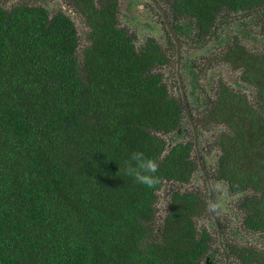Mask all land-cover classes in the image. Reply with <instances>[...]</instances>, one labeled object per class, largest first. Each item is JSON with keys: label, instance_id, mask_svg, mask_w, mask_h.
<instances>
[{"label": "trees", "instance_id": "1", "mask_svg": "<svg viewBox=\"0 0 264 264\" xmlns=\"http://www.w3.org/2000/svg\"><path fill=\"white\" fill-rule=\"evenodd\" d=\"M166 2L176 34L188 19L198 42L220 18L264 7V0ZM117 9L113 0L84 9L90 45L80 60L69 17L0 3V264H201L210 257L213 237L196 225L210 203L199 193L174 191L157 228L159 191L165 182L190 183L199 164L194 142L170 147L163 137L180 134L186 115L155 72L169 65V54L153 38L137 49ZM225 59L256 89V104L221 82L198 123L225 127L214 177L231 193L251 192L238 204L244 227L263 234L262 249H230L243 264H264V54L237 39ZM134 150L159 160L154 188L119 170Z\"/></svg>", "mask_w": 264, "mask_h": 264}, {"label": "rangeland", "instance_id": "2", "mask_svg": "<svg viewBox=\"0 0 264 264\" xmlns=\"http://www.w3.org/2000/svg\"><path fill=\"white\" fill-rule=\"evenodd\" d=\"M3 7L10 9L17 4H29L33 6L43 5L51 12H54V1L51 0H0ZM138 3L144 4L145 9H141L138 5L134 7V17L120 16L122 25L128 27L137 34V46H141L146 39H155L169 54L170 64L165 67H158L155 72H160L165 76V81L170 88V93L182 101V94L177 76V53L176 43H174L170 32L161 20V16L147 0H137ZM148 2V4H147ZM146 4V6H145ZM166 7V6H164ZM69 13V12H68ZM168 18L173 23V17L167 8ZM80 32L86 29L81 21L73 16ZM192 22L188 19L181 20L179 26L186 31L178 35L180 40L187 46L192 48L183 49L182 56V76L185 80V88L189 98L190 105L196 108L198 104L196 97L198 92L209 95L212 99L216 97V88L221 82L227 83L228 86L239 93L249 97L253 104H256V89L249 83L241 80V70H234L228 63L223 62L221 56L230 44H233L237 39L246 45L253 54H264V9L260 12L234 13L228 19H221L218 22L217 33L210 41L203 45H192L193 38L191 31L187 29ZM193 24H191L192 26ZM194 34V31H193ZM237 38V39H236ZM192 39V40H191ZM84 40V38H83ZM82 43L81 48H83ZM79 59H82V53L78 54ZM191 69V70H190ZM199 75L198 80L192 79V75ZM197 88V95H194V89ZM183 102V101H182ZM200 108V107H199ZM199 109L192 110L193 116H200ZM183 119V130L180 134L176 132L163 135L169 146L176 145L181 142L194 141L195 137L191 123L188 120L187 112L185 111ZM225 127L211 126L209 129L199 127V147L198 150L194 147L193 159L199 164L201 161L205 167L210 181H207L202 168L199 166L194 173L190 183L165 182L163 188L159 191V200L157 202V228L163 222L167 208L170 203V196L174 191L180 192H196L199 193L208 202L212 195V209L215 216L222 222L223 228L226 230L223 235L225 240L229 241L234 248H242L243 246H251L257 249L263 248V234L259 232H250L243 226L245 213L239 209V201L244 198L246 193H231L229 185L226 181H218L214 174L218 170V160L221 151L217 146V136L224 131ZM200 157V158H199ZM212 187V192L210 190ZM211 203L208 205V211L201 217L196 218L198 229H207L213 235L215 244L213 251L216 254V261L225 262V256L219 243V231L212 217L210 209ZM223 243V241H222ZM231 264H240L235 257L232 258V252L229 251ZM205 264V261H202Z\"/></svg>", "mask_w": 264, "mask_h": 264}, {"label": "flooded vegetation", "instance_id": "3", "mask_svg": "<svg viewBox=\"0 0 264 264\" xmlns=\"http://www.w3.org/2000/svg\"><path fill=\"white\" fill-rule=\"evenodd\" d=\"M52 1H54V12H51L50 10H48L45 6H41V5H37V6H33V5H29V4H17V5H23V6H28V7H40V8H43V9H45L47 12H48V14H49V16H50V18H53L54 16H58V15H65V16H67V17H69L70 19H71V21L73 22V24L75 25V28H76V31H77V36H78V40H79V47H78V54L79 53H82V56H83V49L86 47V46H88V45H90V41H89V39H88V35H89V31L91 30V28H90V26L88 25V23H87V17H86V13H85V8L86 9H88V7H91V4L93 3L96 7H100L101 6V3H102V0H51V2ZM113 1H117V6H118V11H117V16H118V22H119V27L120 28H126L127 29V31L129 32V33H134V35L136 36V39L134 40V44H135V47L137 48V49H139L143 44H145L146 43V41H147V39L144 41V43L139 47V46H137L136 45V43H137V34L134 32V31H132V30H130L128 27H126V26H124V25H122V23H121V18H120V16H125V17H130V18H133L134 17V14H136V13H134L135 11H134V7L136 6V5H138L139 7H141V9H145V7H144V4H142V3H138L137 2V0H129V3H128V5L127 6H125V4H126V2L128 1V0H113ZM147 1H149V3H151L152 5H153V7H155V9L157 10V12L159 13V15L161 16V20L163 19V16H162V13L160 12V8H159V6L157 5V3H159L162 7H163V9L165 10V12H166V14H167V8L169 9V6H168V4H167V0H147ZM1 3V2H0ZM147 4H148V2H147ZM2 5V4H1ZM17 5H15V6H17ZM15 6H13V7H15ZM145 6H146V4H145ZM164 6H166V7H164ZM12 7V8H13ZM12 8H10L9 10H11ZM262 9H264V7L263 8H260V10H262ZM127 12V13H124L125 11ZM260 10H259V12H260ZM134 11V12H133ZM69 12V13H68ZM234 14V13H233ZM245 14H248V13H245ZM73 16H75L76 18H78L79 19V21H81L82 22V24H83V27H86V29H84V30H82V32H80V29H78V27H77V24L75 23V20H74V18H73ZM167 16H168V14H167ZM163 21V23H164V25L167 27V24L165 23V21H164V19L162 20ZM169 21H170V19H169ZM218 22H219V20L217 21V23L215 24V26H214V30H213V33L211 34V35H209L207 38H205V40H203L202 42H198V41H194V40H192L193 41V46L194 45H200V46H203V45H205V44H207L209 41H210V39L213 37V36H215L216 35V33H217V26H218ZM170 23H171V21H170ZM171 26L173 27V23H171ZM167 29H168V27H167ZM168 31H169V29H168ZM170 32V31H169ZM170 35H171V33H170ZM178 36V35H177ZM171 37H172V35H171ZM83 38H84V40H83ZM172 39H173V37H172ZM180 39V38H179ZM173 41H174V39H173ZM181 41V40H180ZM82 43H84V46H83V48H81L80 49V47H81V45H82ZM174 43H175V41H174ZM181 43L183 44V47L181 48V52H182V56H183V49H185V48H189V49H191L192 47L191 46H187V45H185L182 41H181ZM239 43L240 44H242V46H244L249 52H251L250 51V49L246 46V45H244L241 41H239ZM160 45V44H159ZM176 45V44H175ZM161 46V45H160ZM230 46H232V44H230L228 47H227V49L225 50V52H224V54L221 56V59L223 60V62H225V63H228V61H226V59H225V56H226V54H227V52H228V50H229V47ZM162 47V46H161ZM162 49L165 51V49L162 47ZM177 50H178V48H177V45H176V53H177ZM251 53H253V52H251ZM77 54V55H78ZM170 64V63H169ZM229 64V63H228ZM230 65V64H229ZM165 66H168V65H165ZM165 66H163V67H165ZM231 66V65H230ZM232 67V66H231ZM162 68V67H161ZM233 68V67H232ZM234 69V68H233ZM191 70V69H190ZM234 70H241V69H234ZM180 75H181V81L184 83V90H185V92H186V88H185V80H184V78H183V76H182V57H181V62H180ZM177 76H178V54H177ZM163 77H164V82H166L165 81V76L163 75ZM198 77H199V75L198 74H196V73H194L193 75H192V79H196L197 81H198V83H199V80H198ZM178 81H179V79H178ZM222 83H224V82H222ZM227 86H228V84L227 83H225ZM179 85H180V81H179ZM199 85H200V83H199ZM229 87V86H228ZM168 88H169V86H168ZM180 90H181V94H182V88H181V85H180ZM218 90H219V86L216 88V97H215V99H217V97H218ZM234 90V89H233ZM169 91H170V88H169ZM236 91V90H235ZM201 92L202 93H200V92H198V94H199V96L198 97H196V101H197V105H196V108H193V106L192 105H190V102H189V98H188V95H187V92H186V96H187V100H188V103H189V107H190V112H191V114H192V110H197V109H199V111H201L200 112V116L198 117H196L195 115L193 116V114H192V117L194 118V121H195V124H196V127H197V129H198V138H199V127H202L201 126V124H199L198 123V121L200 122L201 121V118L203 119L205 116H206V112L209 110V106H210V104H209V102H212V101H215V99H212L211 97H209V95H207V94H205V92L203 91V90H201ZM194 95H197V88H195L194 89ZM182 98H183V96H182ZM182 101H183V105H184V108H186L185 107V104H184V99H182ZM200 107V108H199ZM187 116H188V113H187ZM188 120H189V118H188ZM189 122H190V120H189ZM199 124V125H198ZM191 126H192V124H191ZM192 130H193V127H192ZM193 133H194V130H193ZM194 137H195V135H194ZM188 142V141H187ZM194 142V141H193ZM195 143V142H194ZM201 162V161H200ZM200 162H199V164H200ZM210 203V202H209ZM240 209V208H239ZM212 217H213V219H214V221H215V223H216V225H217V229H218V231H219V243H220V246H221V248H222V251H223V254H224V256H225V262L224 263H221L220 261H218L217 263H215V261H216V254H215V252L213 251V249H211L210 250V257L209 258H213V260L212 261H210L209 260V258L207 257V259H205V260H203V262L205 261V264H231V262H230V256H229V251L230 252H232V249H230V246H231V244H230V242L229 241H227V240H225V242H224V239H223V235L225 234L226 235V233H225V229L223 228V224H222V222L215 216H213L212 215ZM243 222H244V220H243ZM243 226H244V223H243ZM245 228V227H244ZM203 229H205V228H203ZM200 230V229H199ZM202 230V229H201ZM207 230V229H206ZM210 234H211V232L209 231V230H207ZM249 231V230H248ZM250 232H252V231H250ZM212 235V234H211ZM221 236V237H220ZM212 237H213V235H212ZM222 241H223V243H222ZM214 244H215V241H214V238H213V245H212V248H213V246H214ZM233 257H235V258H237L236 257V255H235V253H233L232 252V258ZM238 259V258H237ZM239 260V262H240V264H243L242 262H241V260L240 259H238ZM202 264V263H201Z\"/></svg>", "mask_w": 264, "mask_h": 264}, {"label": "clouds", "instance_id": "4", "mask_svg": "<svg viewBox=\"0 0 264 264\" xmlns=\"http://www.w3.org/2000/svg\"><path fill=\"white\" fill-rule=\"evenodd\" d=\"M119 166V170L122 167L125 176L133 178V180L140 185L154 188L161 182V177L159 175V160L154 156L147 155L142 150L130 152L127 159Z\"/></svg>", "mask_w": 264, "mask_h": 264}, {"label": "water", "instance_id": "5", "mask_svg": "<svg viewBox=\"0 0 264 264\" xmlns=\"http://www.w3.org/2000/svg\"><path fill=\"white\" fill-rule=\"evenodd\" d=\"M128 3H129V0L126 2L125 6H127ZM157 5L160 8V12L162 13L163 19H164L165 23L167 24V27H168V29H169V31H170V33H171L176 45H177V48H178V50H177V54H178V79L180 81V85H181V88H182V96H183L184 104H185V107H186L185 109H186V112L188 113V118H189L190 123L192 124L193 130H194L195 148L198 150V147H199L198 129L196 127L194 118L192 117V114L190 112L189 103H188V100H187L186 92L184 90V83L181 81V75H180V62H181V57H182L181 48L183 47V44L181 43V41H180L179 37L177 36V34L174 32L165 10L163 9V7L159 3H157ZM124 13H127V12L125 11ZM200 167L202 168V171L205 174V177H206L207 181H210V176L208 175L205 167L202 165L201 162H200ZM210 190L212 192V187H210ZM211 202H212V195H211L210 203ZM210 209H211L212 215L215 217V214H214L213 209H212V203H211Z\"/></svg>", "mask_w": 264, "mask_h": 264}]
</instances>
